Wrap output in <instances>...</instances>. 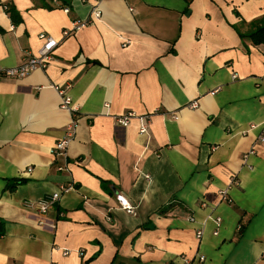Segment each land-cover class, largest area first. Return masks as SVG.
Listing matches in <instances>:
<instances>
[{
	"label": "crops",
	"instance_id": "0c3cea01",
	"mask_svg": "<svg viewBox=\"0 0 264 264\" xmlns=\"http://www.w3.org/2000/svg\"><path fill=\"white\" fill-rule=\"evenodd\" d=\"M91 2L0 0V66L58 40L45 70L0 79V264H264V44L242 36L264 0H101L94 20Z\"/></svg>",
	"mask_w": 264,
	"mask_h": 264
},
{
	"label": "built area",
	"instance_id": "2783aa9c",
	"mask_svg": "<svg viewBox=\"0 0 264 264\" xmlns=\"http://www.w3.org/2000/svg\"><path fill=\"white\" fill-rule=\"evenodd\" d=\"M91 1L92 2L90 3L91 4L90 19L91 20L98 19L101 15L100 10L98 9V3L101 0H91ZM4 8H6L5 5ZM65 10L67 11L68 9L65 8ZM89 21L90 20H84L82 22H77V21L74 22L72 28L64 29L62 31V36L69 35L73 29L82 26ZM38 37L43 41L42 45L35 52L34 51L27 52L26 56H24L20 64L7 68L0 66V79H21L30 72H33L37 69L45 70L47 68L50 61L52 60V52L54 48L58 45V40L52 35L45 33L39 34ZM233 77H235V75ZM55 88L59 89L57 86H55ZM59 93L61 96L60 107L70 112V114L72 115V119L66 126L65 137L55 143V145L52 147V151L56 155H65L66 145L74 135L78 108L77 106H74L71 97L64 90H59ZM188 106L190 108H195L197 107V103L193 101L190 102ZM133 116H134L133 113H126L120 116L119 115L115 116V123L118 126L126 127ZM147 117L148 116L142 117L140 120V125H139L140 134H146L148 131ZM58 169H62V167H58ZM232 182H234L233 178L231 180V183ZM72 188H73L72 183L62 185L58 190L54 191L50 195L44 196L35 201L26 202L25 205L29 209L33 210L38 216L42 217L47 213L49 207L60 197L62 193L67 192ZM220 193L223 195V198H225L224 195L226 194V192L222 191ZM116 200L120 208H122L126 213L128 214L134 213L135 207L129 202V200L124 195L117 194ZM213 223L215 225L214 234L216 235L218 234V230L221 225V218L220 217L214 218ZM38 224L47 225L48 223H46L43 219L40 218L38 220ZM49 225L53 227V224L49 223ZM196 234L198 238L201 237L202 230H198ZM197 259L198 261H203V258L201 256H198ZM183 260H184V264H194V261L188 258H184Z\"/></svg>",
	"mask_w": 264,
	"mask_h": 264
},
{
	"label": "trees",
	"instance_id": "16d2710c",
	"mask_svg": "<svg viewBox=\"0 0 264 264\" xmlns=\"http://www.w3.org/2000/svg\"><path fill=\"white\" fill-rule=\"evenodd\" d=\"M60 5H65L69 3V0H59ZM6 11L9 13L11 20L14 23H18L21 21V17L18 11L12 5H5ZM244 38L249 39L253 44H264V18H262V23L255 27L253 30L247 32L246 34H242ZM21 181V180H20ZM166 208H162L159 210V213H164ZM4 225V221L0 219V232H2ZM244 224L239 226V233L243 231ZM121 264H124L123 262Z\"/></svg>",
	"mask_w": 264,
	"mask_h": 264
}]
</instances>
